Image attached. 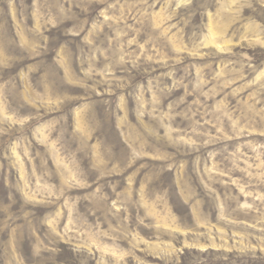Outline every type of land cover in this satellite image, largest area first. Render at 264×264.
Returning <instances> with one entry per match:
<instances>
[{"label": "rangeland", "instance_id": "374dc122", "mask_svg": "<svg viewBox=\"0 0 264 264\" xmlns=\"http://www.w3.org/2000/svg\"><path fill=\"white\" fill-rule=\"evenodd\" d=\"M0 264H264V0H0Z\"/></svg>", "mask_w": 264, "mask_h": 264}]
</instances>
